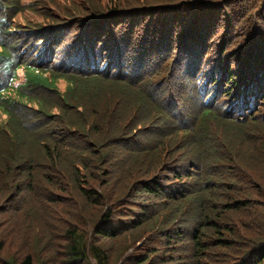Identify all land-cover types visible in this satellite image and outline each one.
Returning <instances> with one entry per match:
<instances>
[{
  "label": "trees",
  "instance_id": "16d2710c",
  "mask_svg": "<svg viewBox=\"0 0 264 264\" xmlns=\"http://www.w3.org/2000/svg\"><path fill=\"white\" fill-rule=\"evenodd\" d=\"M24 2L29 1L0 0V79L7 80V87L16 76L26 81L3 92L0 103L5 97L7 102L27 97L23 87L48 90L59 108L51 109L38 101L39 111L51 119V126L41 127L43 134L56 143L52 147L49 144L43 156H56L51 147L59 155L69 152L62 158L74 163L64 169L54 165L46 168L45 164H34L40 158L29 156L32 163L20 164L21 160L12 163L11 156L0 154V160L9 161L10 166L0 167V212L8 218L5 224L18 230L27 222L37 221L32 200L22 198L30 189L27 186L35 171L44 172L52 180L63 177V183L45 191L55 194L71 183L68 170H74L77 179L87 182L78 191L99 203L98 192L89 178L132 175L137 160L146 158L161 170L148 179L138 180L134 186L144 197L131 198L126 203L128 209L139 211L144 217L116 223L117 207L112 210L105 205L98 219L99 227L93 233L89 230L92 238L82 226L68 230L67 249L63 251L65 264H87L89 252L94 253L97 264H108L102 258L105 256L97 243L99 237L122 234V226L131 231L138 224L155 225L166 201L177 202L174 212L187 207L190 212L196 209L191 205H195L204 219L211 221L209 225H196L199 228L194 237H198V242L187 253L185 264H199L196 258L215 243L214 239L217 246L234 244L226 237L229 227L222 222V213L216 212L214 218L207 212L215 200L188 187L192 177L182 172V163L194 153L205 160L204 169L214 171L219 165L226 171L236 183L239 197L230 209L225 208L226 204L220 206L225 211L249 208L255 203L250 197L264 188L263 183L258 187L247 182V178L253 181L250 168L253 166L259 172L258 167L264 162L244 157L248 173L244 176L231 175L226 170L233 149L231 141L240 131L258 134L261 141L256 152L259 155L264 151V0ZM10 106L8 103L3 109L10 114L17 132L24 127L19 128L18 117ZM141 116L145 121L135 125ZM125 117L129 119L125 126L119 131L111 130L113 124ZM87 118L89 130L94 131L84 140L82 136L87 132L82 129H86ZM25 122L21 118V126ZM77 128L80 135L76 142L66 145L56 140ZM158 132L157 139H148ZM129 154L139 158L130 160ZM18 172L27 176L16 179L13 176ZM220 188L213 181L202 190L212 197H225ZM261 193L264 197V189ZM60 197L71 199L67 194ZM60 201L46 202L53 207ZM122 208L119 206L118 211ZM240 224L264 228V223ZM206 229H212L216 236L203 238L201 233ZM261 234V240L250 245L248 239H240L238 248L245 252L226 264H264V232ZM3 248L0 241V264H35L31 252L3 263ZM146 250L142 248L143 253ZM148 256L134 258L130 253L126 262L142 264Z\"/></svg>",
  "mask_w": 264,
  "mask_h": 264
},
{
  "label": "rangeland",
  "instance_id": "374dc122",
  "mask_svg": "<svg viewBox=\"0 0 264 264\" xmlns=\"http://www.w3.org/2000/svg\"><path fill=\"white\" fill-rule=\"evenodd\" d=\"M29 71L33 74L32 70ZM23 81L24 79L21 77L15 79V82ZM59 82L64 83L61 80ZM24 91L31 96L41 97L49 104L51 109H55L58 106V104L54 103V100L50 99L48 90H38L36 87L30 86L25 88ZM39 109L40 105L38 103L26 102V104H19L13 111L14 115L22 118L26 122L23 124L24 128L16 133L14 137L15 141L12 142L11 146L6 137L10 135L4 131V128L7 127L6 124H11L9 119L10 114L0 112V154L6 153L11 156L13 158L12 163H15L17 160H21L20 164L27 161L32 163V159L29 157L32 156L33 158H40L34 164H45L44 166L46 168H51V165H54L56 169H64L66 166L72 165L74 161L62 158L64 155L66 157L69 152L59 155L51 148L56 143H53L51 138L46 137L43 134L44 129L41 128L51 126V119L47 118ZM143 115L148 117L147 112H144ZM144 116L139 117L135 125L143 123L145 121ZM128 120V117L121 119L111 126V130L119 131L122 126H125ZM84 124L86 129L82 130L87 133L83 134L82 137L86 140L88 134L89 136L92 135L94 128L89 130L88 118L85 119ZM11 126L13 125L11 124ZM73 132L80 135V131L74 130ZM158 136H160L159 132L148 136V139L154 140ZM56 140L69 145V143L76 142L77 137L65 132L63 136L56 138ZM260 141L259 138L258 143ZM49 144H51L50 149L56 155L54 158L43 156V150L49 147ZM251 152L248 149L241 151L239 159L244 163V156L251 155ZM193 154L190 153L188 161L183 160L182 172L192 177L188 187L201 196L202 189L205 187L203 158L200 155L195 156ZM18 156H20L19 159L17 158ZM128 157L133 161L139 158L138 155L133 154H129ZM8 162L5 159L0 160V167L4 169L10 168ZM57 164L59 167H56ZM193 168L198 170V172L191 173L190 170ZM258 168L260 169L259 172L253 166L250 170L253 173V184H258L259 187L263 186L261 183L264 184V165L261 164ZM160 170V166L155 168L154 165L148 162V159L143 158L137 160L132 175L128 173L120 175L111 174L107 177L104 175L103 179H99L93 175L94 178H89V181L98 192V197L100 198L99 203H95L92 198L78 191V188L87 182L77 179L73 173L74 170H68L71 183H68L64 189L57 190L55 194L45 193V191L53 188V185L58 186L60 183H63V177L59 181L56 179L52 180L44 172L35 171L30 178V184L27 186L30 189H27L22 198L32 200L31 204L33 206L34 218H37V221L27 222L28 225L14 230L11 226L5 224L6 222L4 221L8 218L0 212V241L3 242L4 246L1 251L3 263L8 262L10 259L20 257L22 254L31 252L34 255L35 264H65L63 251L67 249L68 230H76L82 226V230L90 236L89 230L91 231L90 233H93L99 227L98 219L105 205L111 206L112 210L117 207L116 213L119 221L116 220V223L123 224L131 222L130 217L137 220L140 217H144L143 213H138L139 211L134 213L128 209L129 205L126 203H129L131 198H143V193L137 191L138 187L136 188L134 184L137 186L138 180L148 179ZM99 175H102V173H99ZM24 176L18 172L13 177L21 179ZM263 189L257 191L255 196L250 197L255 202L252 206L238 211L232 209L225 211L223 208H220V206L226 204L225 208L230 209L229 206L235 203L239 197L237 190L220 188L225 197L222 195L221 197H212L209 194L204 195V198L209 197L215 200V203L211 206V210H207V212L209 215H213L214 218L216 217V212L222 213V222H225L229 227V230L225 231V234L228 233L226 237L233 240L234 244L226 245L223 243L217 246L214 239L213 242L215 243L208 247L206 252L200 253L196 258L199 259V264H226L230 260L238 257L239 254L245 252L243 249L238 248L239 244H241L240 239L243 241L248 239L249 245L255 240H261L259 237L263 236L261 233L264 232V228L261 230L260 227L259 229L261 231H256L259 229L250 228L240 224V222H251L253 225L259 224L262 226L264 223V197L261 196V191L263 192ZM66 194L71 198L70 200L60 197ZM1 196L0 194V202L2 200ZM75 198L77 201H75ZM122 199L123 201H121ZM48 200L61 201L52 207L46 202ZM181 200L185 201L187 199L181 197ZM22 204L21 202L18 203L19 206H22ZM175 204H177L175 201L173 203L166 201L163 204L164 209L155 225L144 224L139 226L138 224L131 231H127L125 226L121 225L122 227L119 231L122 234L116 235L115 237L118 236L117 238L99 237L100 239L97 243L102 251V255L105 256L102 258L107 260L108 264H138L133 263V261L126 262V258L130 253L134 255V258L142 254H149L148 259L142 264H185L187 253L198 242V237H194V232L199 228L196 225L198 223L209 225L211 221L204 219L202 213L195 205H191L196 209L190 212H188V207L185 210L179 208L177 212H174L175 207L173 205ZM119 206H123L124 208L118 211ZM119 212L122 213L121 216ZM214 218H211V220ZM232 223H235V225L232 226ZM165 227L171 229V231L167 233L166 231L168 229ZM93 228L94 230H92ZM203 231L201 235L205 239H212L216 236H214L212 229ZM90 237L92 238L93 236ZM142 248H146L147 250L143 253ZM55 255L56 259L53 258ZM95 258L94 253L89 252L87 264H97V258Z\"/></svg>",
  "mask_w": 264,
  "mask_h": 264
}]
</instances>
